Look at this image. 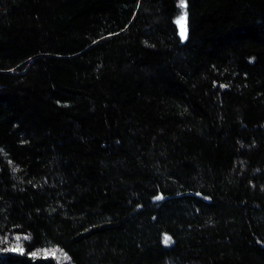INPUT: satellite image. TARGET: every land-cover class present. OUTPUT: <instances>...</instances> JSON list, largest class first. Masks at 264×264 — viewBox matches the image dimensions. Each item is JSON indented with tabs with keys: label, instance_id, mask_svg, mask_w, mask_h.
Listing matches in <instances>:
<instances>
[{
	"label": "trees",
	"instance_id": "16d2710c",
	"mask_svg": "<svg viewBox=\"0 0 264 264\" xmlns=\"http://www.w3.org/2000/svg\"><path fill=\"white\" fill-rule=\"evenodd\" d=\"M0 264H264V0H0Z\"/></svg>",
	"mask_w": 264,
	"mask_h": 264
},
{
	"label": "rangeland",
	"instance_id": "374dc122",
	"mask_svg": "<svg viewBox=\"0 0 264 264\" xmlns=\"http://www.w3.org/2000/svg\"><path fill=\"white\" fill-rule=\"evenodd\" d=\"M182 17H184V19H181ZM179 21V22H178ZM187 15H186V12H183L178 18H177V24H178V28H179V31L180 33L183 31V33L185 32L186 30V27H187ZM41 255H44V256H47V255H52V254H56L54 250H44V251H40V252H37Z\"/></svg>",
	"mask_w": 264,
	"mask_h": 264
},
{
	"label": "snow or ice",
	"instance_id": "6c2138e0",
	"mask_svg": "<svg viewBox=\"0 0 264 264\" xmlns=\"http://www.w3.org/2000/svg\"><path fill=\"white\" fill-rule=\"evenodd\" d=\"M181 19H184V17H182ZM178 22H179V21H178ZM181 36L184 37V33H183V31L181 32ZM160 198H162V197H157L156 199H160ZM169 239H170V238H167V237H166L164 242H165V243H168V242H169ZM17 240H19V237H17Z\"/></svg>",
	"mask_w": 264,
	"mask_h": 264
}]
</instances>
